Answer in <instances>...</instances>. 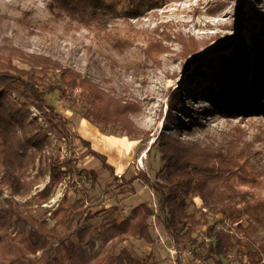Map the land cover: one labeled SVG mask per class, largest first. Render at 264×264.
I'll return each instance as SVG.
<instances>
[{"label": "rangeland", "instance_id": "rangeland-1", "mask_svg": "<svg viewBox=\"0 0 264 264\" xmlns=\"http://www.w3.org/2000/svg\"><path fill=\"white\" fill-rule=\"evenodd\" d=\"M106 1L118 4V14H112L106 30H100L74 20L65 9L52 5V0H0V48L8 43L21 48L25 55L51 56L112 94L140 100L143 108L131 119L144 131L140 139L133 140L112 135V130L103 134L93 126L107 148H97L95 140L88 141L107 157L114 171L102 168L98 158H82L88 150L76 133V125L82 119L83 107L61 99L59 92L47 96L48 104L57 109L56 122L61 127L49 133L53 146L47 150L79 160L74 173H69L43 203L26 206L47 186L49 173L31 171V177L25 180L30 191L24 196L5 190L0 202L15 199L21 214L13 216L6 232L0 229V264H70L64 241L74 243L75 250L84 252L90 264H98L107 254L117 255L124 248L149 264H216L220 259L207 255L211 242L207 228L197 234L198 244L193 246H178L167 229L162 196L154 188L165 178L156 141L160 133L167 132L202 145L223 143L233 129L240 127L252 150L247 166L264 174V112H247L234 118L221 107L224 92L229 91L226 96L230 97L231 91H256L258 78L264 75V67L262 72L255 69L261 60L264 62V0H160L156 9H144L139 17L131 16L129 0ZM132 28L150 33L159 30V37H172L165 42L169 51L160 57L161 64L146 60V39L122 49L105 39L108 35L126 36ZM180 33L195 38L201 44L200 52L185 58L175 38ZM242 40L247 47L246 66L232 68L228 64L223 68V58L234 55ZM15 63L28 69L17 60ZM53 78L58 80L59 74ZM261 88L264 103V83ZM24 101L15 94L10 104ZM30 109L39 114L41 127L49 130L47 120L35 108ZM93 171L99 174L95 183ZM3 174L0 169V180ZM262 182L244 184L237 180L236 194L232 195L223 185L218 201H264V178ZM65 199L70 209H75L69 223L48 221ZM141 203L149 204L155 212L150 220L153 245L120 238L111 226L114 219L127 218ZM194 203L191 211L203 207L202 200L195 199ZM95 214L96 218L86 221ZM209 219L211 226L228 233L235 244L228 258L221 259L224 264H264V227L251 223L247 216L240 221L212 215ZM41 222L47 223L52 233L42 234L39 241L31 239L29 233L41 227ZM86 227L88 233L81 242L78 233ZM249 251L257 255L255 261L248 258Z\"/></svg>", "mask_w": 264, "mask_h": 264}, {"label": "trees", "instance_id": "trees-1", "mask_svg": "<svg viewBox=\"0 0 264 264\" xmlns=\"http://www.w3.org/2000/svg\"><path fill=\"white\" fill-rule=\"evenodd\" d=\"M160 0H129V12L132 17H139L142 11L154 10ZM52 5L69 12L74 20L86 26L95 25L100 30H106L111 23L112 14H118L117 3H107L106 0H52ZM136 33V34H135ZM159 30L155 33L132 30L126 36L108 35L106 40L118 48H126L138 39H146L143 54L149 62L161 64L160 57L169 51L166 40L172 37H159ZM135 34V35H134ZM163 35V34H162ZM176 40L182 45L185 58L192 57L201 50V44L193 37L184 34L176 35ZM243 40L238 43L237 51L231 57L223 58V68L228 64L232 68L246 66L247 47ZM19 61L28 69L19 67ZM264 62L256 65L255 69L262 72ZM59 74L55 80L54 75ZM264 75L258 78L255 90L231 91L227 97L221 96V107L225 113L238 118L247 112H264L261 96ZM59 92L61 99L71 100L74 105H81L84 109L82 118L98 127L105 134L112 130V135L121 134L133 140H138L144 131L138 127L132 115L140 112L142 102L133 97L122 94H112L103 89L89 76L64 66L63 63L44 54L25 55L21 48L5 43L0 48V169L3 176L0 180V197L7 189L10 195L24 196L30 188L25 180L31 177V171L38 174H50L47 186L38 192L26 206L35 202L47 201L52 192L64 181L69 173H74L79 158L62 157L47 149L53 146L49 133L61 129L57 120V109L48 104L47 96ZM261 93V94H260ZM15 94L24 98V102L11 105V97ZM31 107L35 108L49 124V130L41 127L40 118L33 115ZM20 133L22 136H20ZM67 139L69 135L66 134ZM247 134L237 127L232 130L225 141L202 145L194 141H185L178 136L160 133L157 138L158 151L163 163L164 180L155 185V190L161 193L162 207L167 212L166 226L173 235L178 246L197 245V234L207 228L210 239L207 255L218 258L216 264H224L221 259H227L230 251L235 247L232 237L214 225H210L209 216H221L229 220L240 221L247 216L251 223L264 227V201L253 202L244 198L239 203H226L219 200L221 186L225 185L231 195L236 194L235 182L244 184H261L264 174L247 166L252 156L251 145L247 142ZM84 148L88 151L82 158L92 156L98 158L102 168L114 171L105 155L95 151L91 142L80 137ZM98 172L93 171L94 183L97 182ZM200 198L203 207L191 211L194 200ZM243 203V205H241ZM70 209L65 199L54 212L52 219L57 224L67 225ZM19 204L13 198H6L0 202V229L6 232L11 227L14 215L20 217ZM154 209L147 203L137 205L130 216L125 219H114L111 226L116 235L123 239H138L146 244H155L151 233L150 220ZM98 216L86 217V221ZM35 224L38 223L33 219ZM41 227L34 228L29 233L33 240H40L42 234H51L47 223L41 222ZM89 227L81 229L78 238L81 242L86 239ZM1 238V236H0ZM66 257L70 264H90L85 253L75 250V244L63 242ZM45 248V246H42ZM248 258L255 261L257 255L248 252ZM80 260H75L76 258ZM98 264H149L147 261L135 258L129 248H124L117 255L107 254Z\"/></svg>", "mask_w": 264, "mask_h": 264}, {"label": "crops", "instance_id": "crops-1", "mask_svg": "<svg viewBox=\"0 0 264 264\" xmlns=\"http://www.w3.org/2000/svg\"><path fill=\"white\" fill-rule=\"evenodd\" d=\"M93 126L94 125H92L90 122H88L82 118L81 121H78V123L76 125V133L79 136H82V138H86L87 141L88 140L94 141L95 140L94 138L101 137V136H100V134H98V131ZM94 150H96V149H94ZM97 152L100 153L101 151H97Z\"/></svg>", "mask_w": 264, "mask_h": 264}, {"label": "bare ground", "instance_id": "bare-ground-1", "mask_svg": "<svg viewBox=\"0 0 264 264\" xmlns=\"http://www.w3.org/2000/svg\"><path fill=\"white\" fill-rule=\"evenodd\" d=\"M95 139V143H96V146H97V148H107V146L105 147L104 146V142H103V138L102 137H97V138H94ZM197 200L198 201H200L199 200V198H197Z\"/></svg>", "mask_w": 264, "mask_h": 264}, {"label": "built area", "instance_id": "built-area-1", "mask_svg": "<svg viewBox=\"0 0 264 264\" xmlns=\"http://www.w3.org/2000/svg\"><path fill=\"white\" fill-rule=\"evenodd\" d=\"M33 115L39 117V114H37V113H34V112H33ZM39 118H40V117H39ZM40 119H41V118H40ZM51 215H52V213H51ZM51 215H49V216H50V219H47V220L50 221V222L53 220L52 217H51Z\"/></svg>", "mask_w": 264, "mask_h": 264}]
</instances>
